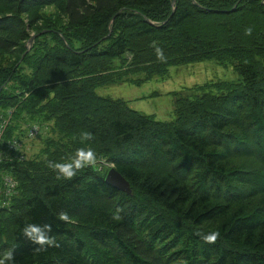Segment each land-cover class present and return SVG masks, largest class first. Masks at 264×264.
<instances>
[{"label":"trees","instance_id":"16d2710c","mask_svg":"<svg viewBox=\"0 0 264 264\" xmlns=\"http://www.w3.org/2000/svg\"><path fill=\"white\" fill-rule=\"evenodd\" d=\"M210 58L241 79L172 91V120L97 91ZM9 106L5 140L42 128L31 154L0 160V187L5 171L19 180L0 206V253L15 264H264V0H0ZM89 147L96 164L70 180L48 167ZM109 163L132 192L106 181ZM26 223L51 224L59 246L33 244Z\"/></svg>","mask_w":264,"mask_h":264},{"label":"rangeland","instance_id":"374dc122","mask_svg":"<svg viewBox=\"0 0 264 264\" xmlns=\"http://www.w3.org/2000/svg\"><path fill=\"white\" fill-rule=\"evenodd\" d=\"M220 79L238 82L241 78L232 64H221L214 58H210L171 65L168 74H156L149 80L144 79L141 83L121 81L100 85L97 91L113 98H123L133 108L152 114L159 119L172 120L176 117L174 109L176 96L172 91H185L187 87L197 83ZM39 134L25 139L26 154L32 153L35 149Z\"/></svg>","mask_w":264,"mask_h":264},{"label":"clouds","instance_id":"9594fccd","mask_svg":"<svg viewBox=\"0 0 264 264\" xmlns=\"http://www.w3.org/2000/svg\"><path fill=\"white\" fill-rule=\"evenodd\" d=\"M253 29L248 27L245 29V35H251ZM153 47H155L157 59L165 61L166 57L163 50L156 46L153 42ZM81 142L91 141L93 139V134L89 131H83L80 134ZM97 161V154L92 148H78L75 151V154L70 158L69 162H53L48 161V167L52 168L55 172L58 173V178L63 177L65 179H72L78 171L82 170L88 166H94ZM119 211L114 215V219L119 220ZM57 219L68 223L70 222V217L66 212H60L57 214ZM52 225L45 223L43 225H38L35 223H26L21 230V234L32 241L33 244H36L40 247H58L59 244L55 236L51 235ZM219 236L218 232H212L207 235H204L202 238L206 243H215ZM0 264H15L14 252L12 250L5 251L0 253Z\"/></svg>","mask_w":264,"mask_h":264},{"label":"built area","instance_id":"2783aa9c","mask_svg":"<svg viewBox=\"0 0 264 264\" xmlns=\"http://www.w3.org/2000/svg\"><path fill=\"white\" fill-rule=\"evenodd\" d=\"M14 113V107L0 108V160L12 159L13 157H26L24 142L26 138H32L42 132L41 125L38 123H28L26 134L19 137L4 139L6 128L8 127ZM5 141V142H4ZM13 153V154H12ZM110 165L113 163H109ZM3 184L0 187V206L9 205L12 196L17 192L18 179L10 172L2 174Z\"/></svg>","mask_w":264,"mask_h":264},{"label":"water","instance_id":"95a60500","mask_svg":"<svg viewBox=\"0 0 264 264\" xmlns=\"http://www.w3.org/2000/svg\"><path fill=\"white\" fill-rule=\"evenodd\" d=\"M174 2H175V0H173V3ZM235 7H236V5L233 8H235ZM46 30H48V29H42L39 32H33L31 34V36L29 37L28 42H27V46H28L27 50L30 49L31 44H32L35 36L39 33L45 32ZM106 181L111 183L112 185L116 186L117 188L125 190L129 193L132 192V186H131L130 181L126 178L125 175L122 174L121 171H119L117 169V167L115 165L110 166L109 169L107 170Z\"/></svg>","mask_w":264,"mask_h":264},{"label":"bare ground","instance_id":"6f19581e","mask_svg":"<svg viewBox=\"0 0 264 264\" xmlns=\"http://www.w3.org/2000/svg\"><path fill=\"white\" fill-rule=\"evenodd\" d=\"M9 107H14V111H15V106H9ZM14 114V113H13ZM10 128V127H9ZM18 185H19V181H18ZM18 188V187H17Z\"/></svg>","mask_w":264,"mask_h":264}]
</instances>
